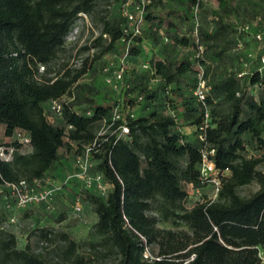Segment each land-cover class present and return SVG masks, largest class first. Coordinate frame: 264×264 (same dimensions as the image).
<instances>
[{"label":"trees","instance_id":"obj_1","mask_svg":"<svg viewBox=\"0 0 264 264\" xmlns=\"http://www.w3.org/2000/svg\"><path fill=\"white\" fill-rule=\"evenodd\" d=\"M98 1L0 0V125L8 135L16 128L25 129L32 145L29 153L15 152L12 161L0 162L4 179L60 177L59 167L68 152L74 151L76 158L84 144L97 138L92 170L103 173L109 191L107 196L94 188L80 191L97 214L91 230L96 239L89 244L93 252L109 259L108 264H260L264 246V171L259 168L264 160V85L260 83L264 76L257 71L238 75L243 68L241 55L232 48L243 35L233 19H243L231 18L232 0H218L208 23L199 24L204 46L200 56H195L192 24L189 32L183 25L192 6L202 7L204 0H150L145 26L137 34L126 32L122 9L113 15L99 14ZM79 13L96 15L101 23L99 34L79 52L97 48L93 58L98 59L123 41L133 55L143 52L147 42L152 50L149 68L126 70L129 86L119 91L83 81L87 57L79 65L58 59L67 35L82 18ZM180 45L188 50L178 52ZM197 63L203 65L210 86L204 140L198 130L190 134L178 130L204 119L205 105L193 94ZM40 64H45L43 71ZM256 81L260 86L251 90ZM62 95L70 99L63 102L62 116L53 122L48 101ZM139 96L144 112L131 116L130 108ZM156 98L161 100L154 102ZM115 111L120 114L117 119L112 117ZM124 123L129 135L119 137ZM101 127L106 132L101 133ZM248 145L262 154H249ZM205 147L215 148L211 159L225 172L220 174L217 196L187 205L185 182L195 188L211 186L200 177ZM252 182L258 188L242 194L240 188ZM74 184L66 185L63 192L71 188L76 193L78 184ZM10 210L2 203L0 264H53L30 242L18 246L15 233L4 226ZM169 218L185 226L159 224ZM34 233L41 243H56L61 264L92 261L64 229L44 226ZM146 248L154 258L143 255Z\"/></svg>","mask_w":264,"mask_h":264},{"label":"built area","instance_id":"obj_2","mask_svg":"<svg viewBox=\"0 0 264 264\" xmlns=\"http://www.w3.org/2000/svg\"><path fill=\"white\" fill-rule=\"evenodd\" d=\"M148 2H150V0H127L125 2L122 7V13H124L127 18V33L137 34L142 32L146 13L145 6ZM198 8V4L192 6V11L195 12L194 16H197ZM261 9L262 10L254 15L252 19L244 21H238L235 18L233 19L238 27V31L243 35L239 39L238 43L232 48V52L238 54L240 53L241 55L240 59L243 68L240 73H238L239 76L254 74L255 71L264 76V6ZM79 14L82 18L87 17V14L85 13ZM199 24L200 22L198 18H195L192 22L193 29L191 31V35L197 42L195 56H200L204 49L203 44L199 41ZM104 35L106 36L107 34L105 33ZM246 36L249 37L250 42L247 40ZM74 38H76V34L74 30H72L67 35L66 43ZM164 38L167 39V36H164ZM123 39L125 38L123 37L122 40ZM125 55H128V47ZM149 66L150 62H146L142 65L143 68H149ZM39 68L40 71H43L45 64H40ZM125 71L126 67L124 63L119 65V68L114 70L113 73L115 74V80L114 84H112L114 90L119 91V88L123 85L129 86V84L125 82ZM196 71L197 79L195 88L193 89V94L199 102L205 105L206 110L203 116V121L199 125H196L194 130H198L199 137L204 140V131L209 125V114L205 98L210 86L207 83V78L202 64L197 63ZM260 84L264 85V80ZM259 86V82L256 81L251 84L249 88L251 90H256ZM237 94L239 95L240 93L238 92ZM140 98L141 96H139V99ZM69 99L70 97L68 95H62L59 98H53L48 101V117L51 121L56 122L57 119H60L62 116L63 102ZM170 113L175 117V113L172 109H170ZM131 116H134V113H131ZM112 117L113 119L119 118V112L115 111ZM68 127H71V125ZM119 127L121 128L119 137H128V124L124 123ZM178 130L182 131V127H178ZM31 149V137L25 129L16 128L8 135L5 132V128L0 125V162H10L14 159L16 155L15 152L29 153ZM94 150H97V138H95L91 143L83 145L82 151L76 155L72 171L63 175L62 178L58 176L44 175L34 177L31 180H28L27 178H19L16 179V181H10L4 179L3 173L0 170V207L2 203H4L8 209L36 203L42 204L46 209L53 208L57 197L62 195L66 185H69L71 182H76L78 184V191L73 194L71 205L72 211L78 215L82 212L84 206V197L80 191L81 189L94 188L103 196H107L109 191V184L104 179L103 173L92 170L91 158ZM214 152L215 148H203L202 158L200 161V177L203 182L210 183L213 186V198L217 196V191L221 184L220 174L225 172L224 170L217 168L215 162L212 161L211 156ZM198 188L195 189L198 190ZM10 221L11 220H6L4 222V226H7ZM143 255L150 258L155 257L148 248L144 250ZM193 257L194 254L191 258ZM260 257V264H264V251L262 250L260 251Z\"/></svg>","mask_w":264,"mask_h":264},{"label":"rangeland","instance_id":"obj_3","mask_svg":"<svg viewBox=\"0 0 264 264\" xmlns=\"http://www.w3.org/2000/svg\"><path fill=\"white\" fill-rule=\"evenodd\" d=\"M123 0H99L97 5V11L99 14L106 13L109 15L117 14V12L122 9ZM218 0H204L203 6L198 8L197 16H194V11L191 12L190 18L184 22V28L186 31H190V25L195 18H198L200 23L207 24L212 16V9L218 7ZM233 8L235 13L231 14V18L240 17L243 20L252 19L253 14L258 12L261 7L264 6V0H232ZM101 23L96 17V15L87 14V17H83L76 24L73 25L72 30L76 34V38L68 41L65 45V49L60 52L59 60L68 61L70 65H79L81 59L88 58L87 68L88 71L84 74L82 78L83 81H91L95 86L99 88L113 89L112 84H114L115 74L113 73L115 69L119 68V65L124 63L126 70L130 71L134 68H142V65L149 62L150 56L152 54L151 44L144 42V50L139 54H128L125 55L127 50V45H124L121 41L115 50H111L103 54L101 58L94 59L93 52L97 48H91L90 50L80 49L85 44L91 42V40L97 36L100 32ZM145 26V21L143 27ZM178 52H185L188 48L184 46L177 47ZM105 86V88H104ZM114 90V89H113ZM257 94V93H256ZM143 99H138V102L130 108L134 115L144 112ZM161 99H155L154 102L160 101ZM142 101V102H141ZM146 111V109H145ZM182 127V131L186 134L192 133L195 128L194 125L185 124ZM101 133L106 132V130L101 127L99 129ZM249 146V145H248ZM248 153L251 155H261V149H254L252 146L248 147ZM75 162V152H68V157L63 159L59 167L60 174L63 176L69 173L73 169ZM259 168L264 171V160L259 164ZM62 176H60L62 178ZM74 187H77L75 182ZM184 186L189 193V198L187 200V205H192L200 198L213 197L214 188L213 186H203L199 187L198 190L192 186L190 183H184ZM258 188L257 182H252L250 184L244 185L240 188L242 194H249ZM74 190L69 188L62 195L58 196L53 208L46 209L42 204L32 203L31 205L14 207L8 212V220H11L6 229L12 231L16 235L17 243L19 247H24L27 241L32 244L37 250L43 252L47 258L51 260L53 264H61L58 261V254L56 250V243L44 244L38 239L34 230L37 227L51 226L57 230H66L70 233L73 239L79 243V250L85 254L92 256V261L87 264H108L109 259L95 251L89 244L91 240L96 239L95 236L91 235V230L93 228V223L97 220V214L92 210V206L88 200V196H84V206L81 213L76 215L72 211V199ZM63 216V218L61 217ZM15 219V220H13ZM159 224L165 227H184L185 223L176 222L175 219L169 218L168 220L161 221ZM264 251V246H261L260 251Z\"/></svg>","mask_w":264,"mask_h":264},{"label":"crops","instance_id":"obj_4","mask_svg":"<svg viewBox=\"0 0 264 264\" xmlns=\"http://www.w3.org/2000/svg\"><path fill=\"white\" fill-rule=\"evenodd\" d=\"M246 38H247V40H249V37L248 36H246ZM249 42H250V40H249Z\"/></svg>","mask_w":264,"mask_h":264}]
</instances>
